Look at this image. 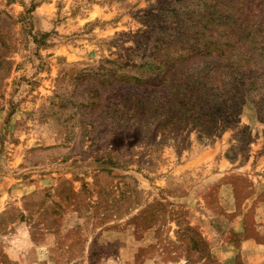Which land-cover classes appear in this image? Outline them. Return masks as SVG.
<instances>
[{"label": "rangeland", "instance_id": "374dc122", "mask_svg": "<svg viewBox=\"0 0 264 264\" xmlns=\"http://www.w3.org/2000/svg\"><path fill=\"white\" fill-rule=\"evenodd\" d=\"M0 264H264V0H0Z\"/></svg>", "mask_w": 264, "mask_h": 264}, {"label": "trees", "instance_id": "16d2710c", "mask_svg": "<svg viewBox=\"0 0 264 264\" xmlns=\"http://www.w3.org/2000/svg\"><path fill=\"white\" fill-rule=\"evenodd\" d=\"M241 67L236 65L225 68L226 72H221L217 80H214V77L211 76V72L214 69L213 72H215L216 68L208 69V72L203 74H187V78L182 82V84H186L185 86L179 83L175 85L173 97L169 101L170 108L168 112L173 113L185 107L187 113L183 119L186 126L189 125L188 123L191 120L198 119V122L201 121L199 125L203 127L208 122L204 121L207 118L209 119V125L216 126L217 120L220 117L224 118L226 110H230V119H234L233 111L236 105L230 104V101L233 102L245 93L246 86L245 71L242 72ZM174 103L177 104L176 108L173 107ZM161 108L159 107V109ZM163 109L166 111V107H163ZM168 112L164 113L168 114ZM192 112L194 114L191 116Z\"/></svg>", "mask_w": 264, "mask_h": 264}]
</instances>
